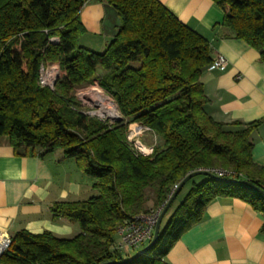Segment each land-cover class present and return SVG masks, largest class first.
<instances>
[{"label":"trees","instance_id":"16d2710c","mask_svg":"<svg viewBox=\"0 0 264 264\" xmlns=\"http://www.w3.org/2000/svg\"><path fill=\"white\" fill-rule=\"evenodd\" d=\"M89 1L0 0V138L7 136L21 155L61 149L98 192L52 206L54 218L79 224L77 235L21 229L0 264H168L166 254L219 196L245 200L264 219V165L253 160L251 138L263 120L226 123L206 112L210 99L200 75L213 60L209 40L160 0H99L117 10L121 23L103 51H92L78 45L86 32L80 13ZM214 2L224 10L229 35L264 61V0ZM56 63L61 74L55 84L42 85L41 69ZM96 79L121 119L84 110L76 89ZM133 123L162 140L151 154L129 140ZM206 170L221 179L192 177L156 243L125 263L150 242L135 253L121 250L118 227L162 205L176 182Z\"/></svg>","mask_w":264,"mask_h":264},{"label":"crops","instance_id":"0c3cea01","mask_svg":"<svg viewBox=\"0 0 264 264\" xmlns=\"http://www.w3.org/2000/svg\"><path fill=\"white\" fill-rule=\"evenodd\" d=\"M160 1L209 40L212 59L222 54L229 60L225 69L216 68L212 62L202 69L200 80L210 99L205 110L214 119L226 123L262 119L251 138L253 160L264 165V61L260 53L246 41L229 35L230 30L222 25L224 10L214 0ZM80 17L86 32L79 42H97L101 49H105L121 23L117 10L99 0L87 2ZM144 133L142 139L148 143L154 135L158 139L151 129H145ZM93 182L62 150L43 156L21 155L8 137L2 136L0 234L12 237L25 229L32 233L49 231L60 237L77 235L79 224L66 217L54 218L52 206L60 201L86 200L97 195ZM263 221V216L245 200L219 196L206 206L203 219L178 239L165 261L168 264H264Z\"/></svg>","mask_w":264,"mask_h":264},{"label":"built area","instance_id":"2783aa9c","mask_svg":"<svg viewBox=\"0 0 264 264\" xmlns=\"http://www.w3.org/2000/svg\"><path fill=\"white\" fill-rule=\"evenodd\" d=\"M212 64L218 69H225L229 65V60L224 55L218 54L212 60ZM51 70L54 72V70L51 68L48 70L44 68L41 69L40 83L42 85H48L50 87H53V81L55 80L58 74H51ZM131 126L128 134L129 140L140 152L144 154H151L153 152L152 147H150L149 149H144L141 146V141L139 139L137 141L133 140V137H135V135L137 136L140 132L149 128L141 124L135 125L133 126V128L138 129L139 132L137 131L138 133H134L132 132L134 129H132ZM219 174H222V172H219ZM180 185V182H176L173 185L172 189L168 193L165 202L162 205L156 208H152L148 212L135 215L134 217L123 222L118 227L117 247L119 249L126 251L137 250L148 242H151L154 237L156 225L163 210L165 209L169 201L172 199L176 191L179 189ZM11 241V236L0 234V257L9 248Z\"/></svg>","mask_w":264,"mask_h":264},{"label":"rangeland","instance_id":"374dc122","mask_svg":"<svg viewBox=\"0 0 264 264\" xmlns=\"http://www.w3.org/2000/svg\"><path fill=\"white\" fill-rule=\"evenodd\" d=\"M97 42H78V45L84 46L92 51H96V52H101L104 49H101L100 46H96ZM87 45H92L93 48H91L90 46ZM53 69L54 72L51 70V74H56V72L58 73V75L61 74V70H60V66L59 64H52L50 66H48L46 68V70L48 69ZM99 72H101V70H99ZM101 94V96H103L105 98V100H102L98 97V95ZM76 95L79 98V100L81 101L82 105L84 106V110L91 114V115H96L99 116L101 118L104 119H110L114 118V117H118L121 116L120 111L117 107L116 102L114 101V99L100 86L98 80H94L92 83L86 84L84 86H81L79 88L76 89ZM98 99V100H97ZM109 101H111L112 103L110 104L111 107H113V105H115L116 109H117V114L114 115L110 113L111 107L105 108V104L108 103ZM105 108V113L102 111V109ZM103 112V113H102ZM116 120V119H115ZM135 125H139L136 123L132 124V129H134L132 132L136 133L138 131V129L133 128V126ZM139 132V131H138ZM137 132V133H138ZM148 132V131H147ZM150 132V131H149ZM144 131L140 132L137 136L135 135V137H133V140H141V146L144 149H149L150 147L154 148L155 144H161L162 140L158 137H153V139L151 140V143H148L147 140L145 138L142 139V135H143ZM145 134V133H144ZM139 137V138H138ZM152 144V146H151ZM58 151H61V149H57ZM202 179V176L197 175L194 177L193 180L195 181H200ZM191 182H188L183 189L181 190V192L178 194L177 198L173 201V204L170 206V208L168 209V211L166 212V214L163 217L162 223H161V227L163 228L166 223L168 222L171 214L173 213V211L175 210V208L178 206V204L181 202V200L184 198L185 194L187 193V191L189 190L190 186H191ZM93 186V183H92ZM94 188V187H93ZM97 193V190H95L94 188V194Z\"/></svg>","mask_w":264,"mask_h":264},{"label":"water","instance_id":"95a60500","mask_svg":"<svg viewBox=\"0 0 264 264\" xmlns=\"http://www.w3.org/2000/svg\"><path fill=\"white\" fill-rule=\"evenodd\" d=\"M57 77H58V75H57ZM57 77L53 81V85L55 84V81H56ZM121 117L122 116H118V117L116 116L114 118H111V120L121 119ZM200 174H204V175H209V176H212V177L220 178V176H217L216 174L212 173L209 170H206V171H196V172L191 173L189 176H187V178L182 181L180 187H182L184 184H186L192 177H195V176L200 175ZM178 192H179V189L176 191V193L174 194V196L172 197V199L169 201V203L167 204V206L163 210V212H162V214H161V216H160V218L158 220V223L156 225L155 232H154V237L151 240V242L149 244H147L140 252H138L137 254H135L134 256H132L131 258H129L128 260L124 261L125 263L126 262H129V261H131V260H133V259H135V258H137L139 256H141L142 254L147 253L150 250V248L156 243V241L158 239V236H159V233L161 231V223H162L163 217L166 214V212L168 211L169 207L171 206L173 200L176 198ZM263 193H264V191H263ZM111 263H113V262L108 261V262H103L101 264H111Z\"/></svg>","mask_w":264,"mask_h":264},{"label":"bare ground","instance_id":"6f19581e","mask_svg":"<svg viewBox=\"0 0 264 264\" xmlns=\"http://www.w3.org/2000/svg\"><path fill=\"white\" fill-rule=\"evenodd\" d=\"M56 74H57V72H56ZM98 97H99L100 99H102V100H105V98H104L103 96H101V94H99ZM97 100H98V99H97ZM111 103H112L111 101H109L108 103H106V104H105V108H106V107L110 108V107H111V106H110ZM105 108L102 109V111H103L104 113H105ZM103 112H102V113H103ZM110 113H111V115H112V114H114V115L117 114V109H116L115 105H113V107H111Z\"/></svg>","mask_w":264,"mask_h":264}]
</instances>
